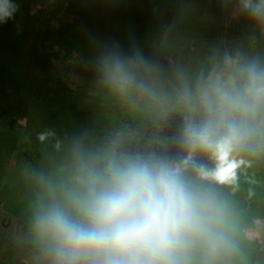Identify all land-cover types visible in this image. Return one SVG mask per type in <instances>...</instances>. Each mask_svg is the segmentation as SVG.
Wrapping results in <instances>:
<instances>
[{"label":"trees","instance_id":"1","mask_svg":"<svg viewBox=\"0 0 264 264\" xmlns=\"http://www.w3.org/2000/svg\"><path fill=\"white\" fill-rule=\"evenodd\" d=\"M40 1L49 0H0V194L12 187L8 176L20 166L25 90L30 86L32 121L49 111L48 104L39 107L42 93L61 100L62 109L78 107L79 97L87 96L44 66L52 19L67 0L42 14L28 11ZM253 1L256 9L237 16L205 0L190 4L200 15L192 41L145 49L136 43L128 54L134 104L113 130L105 123L91 126L96 145L134 157L161 192L163 212L145 238L127 235L119 242L117 254L129 264H264L242 231L229 234L216 223L219 207L238 189L228 145L232 125L244 159L259 167L264 207V0ZM12 4L19 7V19L11 18ZM231 63L235 95L229 103L208 84L212 71ZM97 103L92 97L88 107Z\"/></svg>","mask_w":264,"mask_h":264},{"label":"rangeland","instance_id":"2","mask_svg":"<svg viewBox=\"0 0 264 264\" xmlns=\"http://www.w3.org/2000/svg\"><path fill=\"white\" fill-rule=\"evenodd\" d=\"M201 1L67 0L55 14L44 66L87 96L79 97L78 107L62 109L61 100L42 93L39 107L48 104L49 111L32 121L30 86L25 90L28 113L20 119V166L8 176L12 187L0 194L3 264H62L57 254L28 252L27 244L67 251L68 258L79 255L94 264H129L117 254L119 242L127 235L129 240L145 238L142 234L163 212L161 192L134 157L96 145L91 126L105 123L113 130L134 104L136 94L128 84L130 49L136 43L140 49L150 44L172 48L189 39L200 27V15L190 4ZM205 1L229 16L257 8L253 0ZM57 5V0L40 1L28 11L42 14ZM18 8L12 4L11 18L19 19ZM235 69L231 63L209 76V87L229 103L235 95ZM92 97L98 103L88 107ZM228 145L238 192L219 207L216 223L229 234L242 231L264 256L259 167L244 159L235 125Z\"/></svg>","mask_w":264,"mask_h":264},{"label":"flooded vegetation","instance_id":"3","mask_svg":"<svg viewBox=\"0 0 264 264\" xmlns=\"http://www.w3.org/2000/svg\"><path fill=\"white\" fill-rule=\"evenodd\" d=\"M27 247L30 249L28 252L32 253L35 252L38 257L40 256H45L48 254H57L59 256V259L62 264H94L91 262L89 258H81L79 255H74L71 258H68V252H62V253H57L53 249H47L40 247V246H31L27 244ZM41 249V253L36 252V249Z\"/></svg>","mask_w":264,"mask_h":264}]
</instances>
